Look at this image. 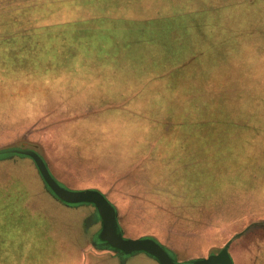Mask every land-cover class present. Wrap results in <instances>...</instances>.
<instances>
[{"label":"rangeland","instance_id":"obj_1","mask_svg":"<svg viewBox=\"0 0 264 264\" xmlns=\"http://www.w3.org/2000/svg\"><path fill=\"white\" fill-rule=\"evenodd\" d=\"M90 1L84 9L60 8L61 17L52 21L63 24L83 16L81 21L85 13L90 19L134 18L139 31L121 40L134 45L136 53L147 43L141 59L147 57L148 62L142 64L138 58L134 65L120 60L118 68L92 65L78 79L61 82L80 86V96L107 100L96 103L103 111L92 110L95 114L85 117V126L112 151L105 162L115 166V177L105 176L109 180L103 186L80 183L86 180L87 169L76 166L56 172V177L70 190L108 192L105 197L115 207L126 239L154 238L180 263L205 259L225 248L235 257L234 264L264 263L260 244L264 241V0ZM3 2L0 11L8 6ZM49 91L62 95L60 100L65 94L64 87ZM24 126V119L0 121V152L8 155L0 156V193H12L18 201L8 199L7 211L18 207L20 196L14 192L16 185L4 183L21 172L17 165L30 160L5 151L24 149L17 141L28 137ZM5 136L12 142L3 145ZM58 156L65 165L64 153ZM109 168L91 175L101 176ZM31 184L26 200H21L28 208L27 220L55 230L53 241H41L60 245L72 240V223L81 235H91V251L102 256L0 259V264H159L145 253L123 255L98 244L101 222L95 219L93 206L65 205L40 177ZM48 213L53 219L46 218ZM1 219L5 220L0 217V229L6 228ZM3 238L13 256L30 250L28 245L19 246L25 239L22 232H6ZM34 245V252H50L38 241Z\"/></svg>","mask_w":264,"mask_h":264},{"label":"crops","instance_id":"obj_2","mask_svg":"<svg viewBox=\"0 0 264 264\" xmlns=\"http://www.w3.org/2000/svg\"><path fill=\"white\" fill-rule=\"evenodd\" d=\"M135 22L137 21L134 18L123 15L89 18L86 21V28L89 29L88 33L70 39L67 38L72 42H69L65 48L59 47V44L51 48L50 63L44 62V54L40 48H27L22 34H18V38L15 39V41H18V46L14 47L12 46L11 35L0 33V121H7L12 118L16 120L24 119V127L28 132V137L17 139V141L24 146V149L33 150L38 154L41 153L39 155L44 159L47 167L51 169L50 172L59 183L61 182L56 177V172L61 174L62 169L71 168L72 166L86 167L87 169L86 180L78 181L80 183H98L103 186L106 180H109L106 179L107 177H115L113 172L115 166H108L105 162L112 151L106 148L108 146H102L98 142L97 135L94 134L96 132L89 133L85 126V117L103 111L96 103H102L105 100L97 101L87 95L80 96V86H72L61 82L69 81L71 77L78 79V75H84L92 65L109 67L118 65V68L120 60H125L128 65L138 63L142 53L146 52L148 44L144 43L142 52L136 53L134 45H125L124 41L121 40V36L139 31V28L134 26ZM92 24H98V26H92ZM60 55L65 57L63 61L59 58ZM140 61L142 64L147 63L148 58L144 57ZM62 69L65 71L59 73ZM43 75H50L52 78L54 76V80L58 79L59 81L53 79L46 81L42 78ZM58 87H64L65 89L62 100L58 99L62 95L49 91L50 88ZM28 88L32 90V93L28 94ZM87 108L88 111H86ZM106 109L111 108L106 107ZM92 110H96V112L93 113ZM35 130L39 132L34 135L32 132ZM1 132L5 133L4 135L9 134L7 131L1 130ZM5 138L7 140L3 145L12 142L8 136H5ZM146 150L148 149L146 148ZM60 153H64V157H66L65 165L59 161L58 154ZM28 160L30 161H26L24 166L17 165L20 166L21 172L14 177L10 176L11 178L4 183L8 184L7 186L16 185V191L14 192L20 196L17 207L19 209L14 208L13 211H7L8 199L13 198L17 203V197L12 193H0V201L4 200V203L1 202L0 204V209L2 207L0 217H4L5 220L1 219V222L6 226V228L0 229V259H41L42 261L43 259L101 258L102 255H99L98 252L91 251L92 245H94L91 235H81L80 230H75L72 223L69 230L72 232V240H67L66 243L60 245L57 243L52 245L51 242L47 244L41 241H53L54 239L50 236L55 234V230L45 226L46 223L43 226L39 223L35 225L26 218L25 209L28 208L21 200H26L28 189L32 185L31 180L41 178L35 163L30 158ZM106 167L111 168L106 170L105 174L103 173L101 176L91 175ZM27 173L30 175L22 176ZM65 174L69 175V173ZM105 176L106 178H104ZM41 180L43 181L42 178ZM28 183H30V186ZM111 185L109 187L110 191L113 190ZM17 190H22V192L18 193ZM106 195H108V192ZM108 199H110L109 196ZM47 216V219H53L49 216V213ZM28 217L31 218V216ZM11 231L24 234L25 239L20 242L19 246L24 248V245H28L30 247L29 251L20 250V253H17L18 256H13L14 251L9 252L7 250L10 244L3 237L6 232ZM79 239L82 240L79 241ZM36 241L39 242V246H48L47 249L50 252L45 255L42 251H32L31 247L36 248V245H34ZM263 243L264 241L260 240L261 249L264 253ZM69 250H71V253L73 252L72 256L69 254ZM64 252H67V255H64ZM39 253H42V256L37 258L36 256ZM230 256L235 259L233 255ZM35 262L39 261L36 260Z\"/></svg>","mask_w":264,"mask_h":264},{"label":"water","instance_id":"obj_3","mask_svg":"<svg viewBox=\"0 0 264 264\" xmlns=\"http://www.w3.org/2000/svg\"><path fill=\"white\" fill-rule=\"evenodd\" d=\"M5 153L30 158L36 165L43 182L50 193L59 201L68 206L90 205L95 208V219L101 222L98 233V244L109 250L123 255L145 253L153 257L159 264H234L228 248L208 258L192 262L180 263L174 254L161 245L154 238H142L137 240L126 239L118 222V214L115 207L106 197L96 190L74 191L67 189L59 183L51 174L44 159L35 151L28 149L9 150Z\"/></svg>","mask_w":264,"mask_h":264},{"label":"trees","instance_id":"obj_4","mask_svg":"<svg viewBox=\"0 0 264 264\" xmlns=\"http://www.w3.org/2000/svg\"><path fill=\"white\" fill-rule=\"evenodd\" d=\"M2 2L3 0H0V6ZM6 3L8 6L0 11V33L10 34L12 46L14 47L18 46V41H15L19 36L18 34H22L27 48L34 49L38 47L43 51V59L46 63H50V51L52 47H56L59 44V47L65 48L67 45L64 44L65 42L62 44V40L68 42L70 38L88 33L89 31L86 28V21L89 19L85 17L86 11L84 12L85 19L81 21L79 19L83 16H78L77 19H71L63 24L53 22L52 20H58L61 17L59 15L60 8L69 9L72 6H79L84 9L91 4L90 0H80L77 4L73 0H31V2H26L25 0H6ZM17 3L19 4L16 6ZM69 17L73 16L69 15ZM44 23L45 25H43ZM13 41L15 42L13 43ZM59 58L61 61L65 59L61 55ZM0 156L8 155L0 152Z\"/></svg>","mask_w":264,"mask_h":264}]
</instances>
